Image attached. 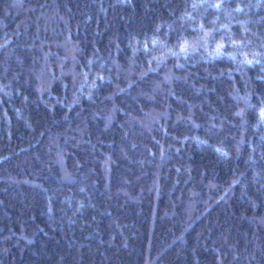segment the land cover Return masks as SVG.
I'll use <instances>...</instances> for the list:
<instances>
[{
    "label": "trees",
    "instance_id": "1",
    "mask_svg": "<svg viewBox=\"0 0 264 264\" xmlns=\"http://www.w3.org/2000/svg\"><path fill=\"white\" fill-rule=\"evenodd\" d=\"M0 264H264V0H0Z\"/></svg>",
    "mask_w": 264,
    "mask_h": 264
}]
</instances>
